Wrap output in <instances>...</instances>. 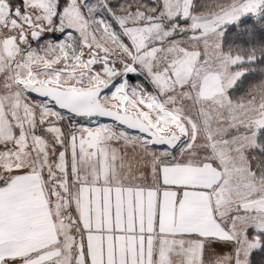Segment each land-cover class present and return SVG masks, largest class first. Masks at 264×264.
Wrapping results in <instances>:
<instances>
[{
    "label": "snow or ice",
    "instance_id": "obj_1",
    "mask_svg": "<svg viewBox=\"0 0 264 264\" xmlns=\"http://www.w3.org/2000/svg\"><path fill=\"white\" fill-rule=\"evenodd\" d=\"M0 264H264V0H0Z\"/></svg>",
    "mask_w": 264,
    "mask_h": 264
},
{
    "label": "trees",
    "instance_id": "obj_2",
    "mask_svg": "<svg viewBox=\"0 0 264 264\" xmlns=\"http://www.w3.org/2000/svg\"><path fill=\"white\" fill-rule=\"evenodd\" d=\"M245 76H247V73H245ZM241 79H243V77Z\"/></svg>",
    "mask_w": 264,
    "mask_h": 264
}]
</instances>
